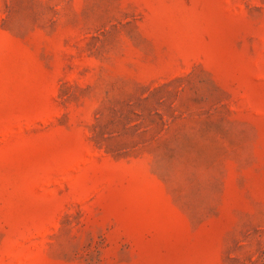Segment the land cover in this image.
Listing matches in <instances>:
<instances>
[{"label":"rangeland","instance_id":"obj_1","mask_svg":"<svg viewBox=\"0 0 264 264\" xmlns=\"http://www.w3.org/2000/svg\"><path fill=\"white\" fill-rule=\"evenodd\" d=\"M0 264H264V0H0Z\"/></svg>","mask_w":264,"mask_h":264}]
</instances>
